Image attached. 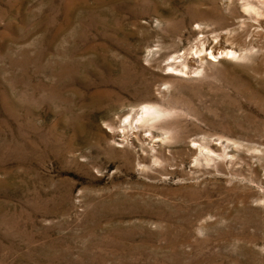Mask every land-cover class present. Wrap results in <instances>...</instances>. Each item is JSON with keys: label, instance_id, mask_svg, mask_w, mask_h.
<instances>
[{"label": "rangeland", "instance_id": "rangeland-1", "mask_svg": "<svg viewBox=\"0 0 264 264\" xmlns=\"http://www.w3.org/2000/svg\"><path fill=\"white\" fill-rule=\"evenodd\" d=\"M0 264H264V0H0Z\"/></svg>", "mask_w": 264, "mask_h": 264}, {"label": "bare ground", "instance_id": "bare-ground-1", "mask_svg": "<svg viewBox=\"0 0 264 264\" xmlns=\"http://www.w3.org/2000/svg\"><path fill=\"white\" fill-rule=\"evenodd\" d=\"M227 52H229L230 55H231L232 53L234 54V53L237 52V51H235L234 49H228ZM211 54H212V53H211ZM236 54H237V53H236ZM234 55H235V54H234ZM212 56H213V59H215L216 54H212ZM216 59H217V58H216ZM216 59H215V60H216ZM149 109H150V107H149ZM149 109H148V107L145 106L143 112H147ZM147 115H148V114H147ZM148 116H149V115H148ZM139 118H141V117H139ZM139 118H138V120H139ZM142 118H143V117H142ZM139 121H140V120H139Z\"/></svg>", "mask_w": 264, "mask_h": 264}]
</instances>
